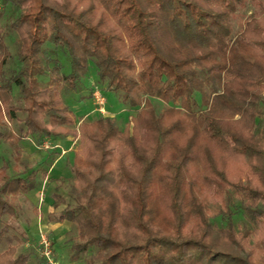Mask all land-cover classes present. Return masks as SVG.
Wrapping results in <instances>:
<instances>
[{
  "label": "trees",
  "instance_id": "1",
  "mask_svg": "<svg viewBox=\"0 0 264 264\" xmlns=\"http://www.w3.org/2000/svg\"><path fill=\"white\" fill-rule=\"evenodd\" d=\"M244 3L0 0L18 63L2 75L0 34V112L19 124L5 139L16 154L29 136L79 141L72 205L56 217L72 228V261L264 264V0H249L236 30ZM90 63L135 110L123 129L102 116L72 128L61 84L74 88ZM34 179L0 167V215L15 214L6 193L36 190ZM1 240L0 264H29L4 226Z\"/></svg>",
  "mask_w": 264,
  "mask_h": 264
},
{
  "label": "rangeland",
  "instance_id": "2",
  "mask_svg": "<svg viewBox=\"0 0 264 264\" xmlns=\"http://www.w3.org/2000/svg\"><path fill=\"white\" fill-rule=\"evenodd\" d=\"M244 4L234 17L233 25L236 30L253 10L249 0H245ZM6 21V16L0 19V34L4 36L3 43L10 56L2 67L4 77L18 68L14 35L8 33ZM58 59L63 66L62 71L67 73L66 58L59 53ZM38 79L47 83L44 77ZM12 92L8 101L16 106V88H13ZM94 93L104 99L101 111H98L100 107L94 99ZM59 96L63 105L72 111V128L76 130L81 122L98 116L113 118L117 127L123 129L135 114L134 109L127 108L115 94L107 91L105 83L97 80L96 69L91 63L84 77L74 88L61 84ZM156 105L158 109L163 107V104ZM0 114V167L5 165L6 174L10 177H24L34 171L36 186V190L29 193H6L8 201H12L15 214L0 215V228H6V234L12 237V244L16 246L17 251L29 254V264H83L82 260L72 261L64 246L68 238L67 232L71 233V226L66 222L56 221L57 215L72 205L75 178L71 162L79 147L78 139L72 135L54 140L47 138L42 147L36 146L34 139L29 136L18 142L16 154L13 145L5 136L15 133L19 124L10 122L3 110ZM16 116L21 118L22 114L17 111ZM240 218L239 215L235 216L236 221ZM6 247L7 244L1 240L0 252Z\"/></svg>",
  "mask_w": 264,
  "mask_h": 264
},
{
  "label": "built area",
  "instance_id": "3",
  "mask_svg": "<svg viewBox=\"0 0 264 264\" xmlns=\"http://www.w3.org/2000/svg\"><path fill=\"white\" fill-rule=\"evenodd\" d=\"M94 99H95V101L97 102V104L99 105V109H98V111L100 110H102V105L104 104V99H103V97L101 96V95H99V94H97V93H94ZM44 146V143H43V145H42V147ZM46 253V252H45ZM43 254L46 258H47V254Z\"/></svg>",
  "mask_w": 264,
  "mask_h": 264
}]
</instances>
